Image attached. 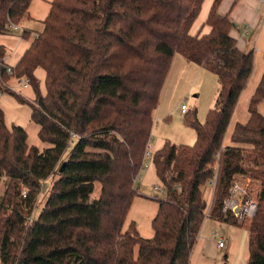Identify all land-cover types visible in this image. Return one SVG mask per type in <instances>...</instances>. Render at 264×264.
Returning <instances> with one entry per match:
<instances>
[{
    "label": "trees",
    "instance_id": "obj_1",
    "mask_svg": "<svg viewBox=\"0 0 264 264\" xmlns=\"http://www.w3.org/2000/svg\"><path fill=\"white\" fill-rule=\"evenodd\" d=\"M32 2L0 0V33L30 18ZM202 2L53 0L43 30H24L34 39L14 67L6 64L7 49L0 44V95L29 103L39 138L49 143L42 150L31 146L22 126L7 127L0 106V264H190L207 217L234 223L221 209L233 175L241 172L263 181L247 264H264V115L258 108L264 78L248 119L237 123L232 144L224 147L255 56L238 46L231 33L237 24L220 14L221 0L208 14L211 30L190 34ZM178 52L216 74L218 95L204 122L197 109L184 117L196 132L194 144L167 140L153 152L167 191L154 198V234L144 237L136 221H126L139 192L135 182L151 144L160 92ZM38 68L46 71L45 95ZM15 76L33 84L34 101L12 90L8 81ZM217 167L208 205L202 188ZM54 174L46 204L32 217L43 182Z\"/></svg>",
    "mask_w": 264,
    "mask_h": 264
},
{
    "label": "crops",
    "instance_id": "obj_2",
    "mask_svg": "<svg viewBox=\"0 0 264 264\" xmlns=\"http://www.w3.org/2000/svg\"><path fill=\"white\" fill-rule=\"evenodd\" d=\"M213 2L214 0H203L201 10L190 28V34L205 35L211 30V26L207 23V17L214 4ZM220 3V14H229L230 18L237 24V27L231 33L238 40V46L243 51H250L249 48L251 47H249L245 35L250 33L252 27L258 30L262 26L264 18L263 0H221ZM33 21L31 10L30 18L20 23V25L13 26L8 33H0V44L7 49L5 62L9 67H14L25 54L24 52L34 39L33 34L43 30V20L39 22L41 23L40 30L31 29L39 24L38 22L35 24ZM24 30H29L33 34L23 36ZM165 79L154 114L150 146L152 147L154 142L157 146L156 148H161L167 140L176 144L184 142H187L185 144H191V140H196V132L184 123V117L189 111L197 109L199 121H205L210 107L213 106L218 95V78L211 70L195 62H188L182 54L177 53L172 58L171 66ZM184 103L188 108L185 112L181 108ZM173 119H176L175 123L172 122ZM171 128L175 132L171 131ZM183 135L186 136L187 141ZM227 223L232 222L219 221L210 217L205 219L198 243L191 254L190 264L217 263L215 255L220 250L227 248V242L225 241L224 247L218 246V240L223 239V237H217L218 234L214 233V231L217 232V227L214 226ZM213 228H215L213 236L209 237ZM229 234H231L230 231ZM224 256L228 257L227 254Z\"/></svg>",
    "mask_w": 264,
    "mask_h": 264
},
{
    "label": "rangeland",
    "instance_id": "obj_3",
    "mask_svg": "<svg viewBox=\"0 0 264 264\" xmlns=\"http://www.w3.org/2000/svg\"><path fill=\"white\" fill-rule=\"evenodd\" d=\"M53 0H33L30 9L32 10V16L34 18V23L37 24L43 20L50 12V4ZM45 16V17H44ZM264 16V15H263ZM34 30L41 29V23L34 26ZM247 34V33H246ZM246 40L249 44V50L253 48L255 56V66L251 74L249 83L241 91V95L236 104V110L230 120V125L225 134L224 146L232 144L231 134L237 125V123L245 122L249 117V103L254 93L256 92L257 86L264 78V18L263 24L259 29L251 28L250 33L245 35ZM179 53V52H178ZM177 54V53H175ZM181 54V53H180ZM174 57V56H173ZM38 81L40 83V91L43 95L47 92V85L45 83L46 71L43 68H38L37 72ZM166 78V77H165ZM166 80V79H165ZM9 86L12 90L29 101H34L35 99V89L33 84L27 83L26 79H18L16 76L8 81ZM161 95V94H160ZM0 106L5 113V121L8 128L20 125L22 126L28 134V143L38 146L41 150L46 148L49 143H44L39 138L40 127L32 118V108L29 103L22 102L16 95L8 92H4L0 95ZM259 111L264 115V100L260 101L258 104ZM194 109V108H193ZM173 119L172 122H176ZM175 132L174 129H170ZM181 133V132H180ZM179 133V134H180ZM185 138L186 136L183 135ZM182 139V138H181ZM187 141V138H185ZM195 139L191 140V144H194ZM187 143V142H184ZM180 144V143H179ZM156 144L153 142V146H149L151 153L153 150H157ZM66 156V155H65ZM137 181L135 184L139 188L137 196L134 198L133 204L128 212V218L126 225L131 221H136L137 229L144 237H152L154 234V229L151 226V221L153 217L157 214L158 201L154 199L155 197H163L161 191L155 189V185H161L163 183L159 180L156 169L154 167L152 157L146 158L144 165L141 168ZM58 178L56 174L48 177L42 184V192L36 201L37 204L33 210L32 217H36L42 211L44 205L46 204V199L48 198L49 190L52 183ZM96 190L94 195L98 196L101 191V185L96 183ZM2 184L0 185V193L2 190ZM203 197L207 200V204L210 205L213 200V185L207 183L202 188ZM217 227V237H223L224 241L227 242V248L220 250L216 253V264H247L249 255V228L246 226H239L232 223L215 225ZM204 228V227H203ZM213 230L211 235L213 236ZM229 231L231 234H229ZM216 234V235H217ZM231 243V245H230ZM227 254V260L226 256Z\"/></svg>",
    "mask_w": 264,
    "mask_h": 264
},
{
    "label": "built area",
    "instance_id": "obj_4",
    "mask_svg": "<svg viewBox=\"0 0 264 264\" xmlns=\"http://www.w3.org/2000/svg\"><path fill=\"white\" fill-rule=\"evenodd\" d=\"M12 71L13 70L10 69V72ZM181 108L184 112L188 109L185 103L182 104ZM145 154L146 158L153 157L149 147L145 151ZM221 154V150H218L215 158L219 160ZM218 171L219 167H217V175L209 181V184L213 185L214 191L218 184ZM232 181V186L229 189L227 197L223 201L221 210L226 217L229 216L235 224L251 228V225L257 215L263 181H261L258 177H253L252 175L243 172L234 174ZM155 189L161 191L163 195H165L167 191L164 186L162 187L158 184L155 185ZM214 233L216 234L217 232L214 231ZM218 241L219 247L225 246L226 243L223 239H219Z\"/></svg>",
    "mask_w": 264,
    "mask_h": 264
}]
</instances>
